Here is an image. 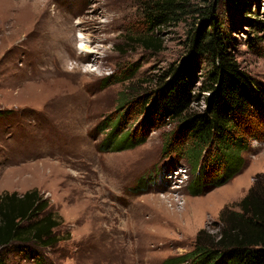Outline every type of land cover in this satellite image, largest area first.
Wrapping results in <instances>:
<instances>
[{
  "label": "rangeland",
  "instance_id": "1",
  "mask_svg": "<svg viewBox=\"0 0 264 264\" xmlns=\"http://www.w3.org/2000/svg\"><path fill=\"white\" fill-rule=\"evenodd\" d=\"M154 1L0 0V195L38 189L62 219L59 242L41 249L40 260L11 245L0 264H172L194 249L201 229L217 231L225 207L239 210L264 173L260 139L240 173L201 195L188 190L186 162L166 170L163 136L177 122L151 128L138 104L186 56L208 3L188 0L178 20L150 31L144 9ZM232 1L221 0L217 14L242 68L264 83V26L244 22L264 25V0H247L252 13ZM67 26L85 43L64 36ZM207 70L202 63L200 73ZM131 98L135 105L123 104ZM117 117L122 138L148 127L145 141L99 150Z\"/></svg>",
  "mask_w": 264,
  "mask_h": 264
},
{
  "label": "trees",
  "instance_id": "2",
  "mask_svg": "<svg viewBox=\"0 0 264 264\" xmlns=\"http://www.w3.org/2000/svg\"><path fill=\"white\" fill-rule=\"evenodd\" d=\"M203 1L208 4L197 11L202 21L190 36L186 56L160 75L153 90L138 104L144 108L140 112L151 128L177 122L163 136V151L171 156L165 167L172 174L180 162H186L192 175L188 184L192 195L233 179L245 166L252 142L264 140V83L242 68L231 49L232 38L217 14L221 0ZM185 2L188 0L148 4L144 16L150 31L178 20ZM232 3L235 9L253 12L247 0ZM244 22L259 29L264 26L254 17H245ZM143 42L147 47L150 44L149 39ZM204 62L208 70L200 73ZM199 80L202 85L197 93L194 87ZM202 101L204 106L199 105ZM134 103L132 98L123 101L130 107ZM121 119L111 121L113 131L99 150L127 149L145 141L148 127L136 131L134 137L130 134L122 138ZM237 206L239 210L225 207L217 231L201 229L194 249L171 259V263L264 264V173L256 175L255 183ZM49 207V199L38 189L23 194L2 193L0 251L14 245L40 260L41 249L56 246L60 237L55 229L62 219Z\"/></svg>",
  "mask_w": 264,
  "mask_h": 264
},
{
  "label": "bare ground",
  "instance_id": "3",
  "mask_svg": "<svg viewBox=\"0 0 264 264\" xmlns=\"http://www.w3.org/2000/svg\"><path fill=\"white\" fill-rule=\"evenodd\" d=\"M71 27H72V30H71ZM64 30V33H63V35L64 36H67V35H69V36H74L73 38H75V39H79L80 37H76L75 35H73L72 33H73V31H74V27L73 26H67L66 28H64L63 29ZM63 32V31H62ZM80 39H82L83 40V42L85 43V41H84V36H82ZM90 52H92L91 50H90V46H88L87 44H84L83 45V47H82V53L84 54L82 57L83 58H88L90 55H91V53Z\"/></svg>",
  "mask_w": 264,
  "mask_h": 264
},
{
  "label": "snow or ice",
  "instance_id": "4",
  "mask_svg": "<svg viewBox=\"0 0 264 264\" xmlns=\"http://www.w3.org/2000/svg\"><path fill=\"white\" fill-rule=\"evenodd\" d=\"M81 47H83V45H81Z\"/></svg>",
  "mask_w": 264,
  "mask_h": 264
}]
</instances>
